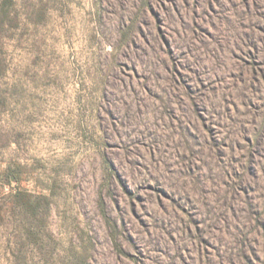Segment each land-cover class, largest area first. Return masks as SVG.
I'll list each match as a JSON object with an SVG mask.
<instances>
[{"label": "rangeland", "instance_id": "1", "mask_svg": "<svg viewBox=\"0 0 264 264\" xmlns=\"http://www.w3.org/2000/svg\"><path fill=\"white\" fill-rule=\"evenodd\" d=\"M3 22L0 264H264V0Z\"/></svg>", "mask_w": 264, "mask_h": 264}, {"label": "trees", "instance_id": "2", "mask_svg": "<svg viewBox=\"0 0 264 264\" xmlns=\"http://www.w3.org/2000/svg\"><path fill=\"white\" fill-rule=\"evenodd\" d=\"M13 8H14V0H0V27L4 23L3 20L7 18V16L13 10Z\"/></svg>", "mask_w": 264, "mask_h": 264}]
</instances>
